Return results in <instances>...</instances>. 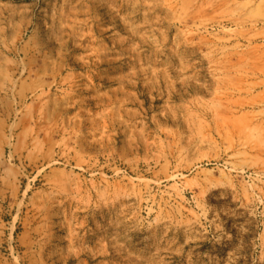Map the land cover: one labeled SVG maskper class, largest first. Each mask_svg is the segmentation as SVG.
I'll list each match as a JSON object with an SVG mask.
<instances>
[{
	"label": "rangeland",
	"instance_id": "374dc122",
	"mask_svg": "<svg viewBox=\"0 0 264 264\" xmlns=\"http://www.w3.org/2000/svg\"><path fill=\"white\" fill-rule=\"evenodd\" d=\"M0 264H264V0H0Z\"/></svg>",
	"mask_w": 264,
	"mask_h": 264
}]
</instances>
